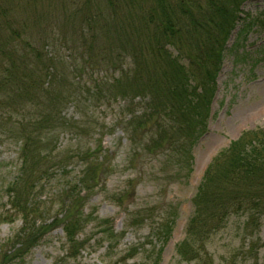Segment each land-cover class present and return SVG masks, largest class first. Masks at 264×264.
<instances>
[{
    "label": "trees",
    "instance_id": "obj_1",
    "mask_svg": "<svg viewBox=\"0 0 264 264\" xmlns=\"http://www.w3.org/2000/svg\"><path fill=\"white\" fill-rule=\"evenodd\" d=\"M25 1L30 6L0 0V140L15 135L22 143V177L10 184L8 195L11 210L23 223L13 236L16 254L7 256L0 250V264L26 257L52 229L36 225L49 209L34 193L52 170L64 169L67 160L77 158L49 147L50 135L61 127L80 128L64 120L67 102L80 109L89 101L127 100L125 129L133 158L139 153L141 159L151 156L162 164H175L188 180L193 149L208 132L228 41L241 25L233 48L242 62H248L259 49L248 50L241 42L254 28L264 31V0L257 14L243 10L255 0H82L73 10L71 0H46L44 8L36 6L38 0ZM96 72L105 75L89 85L80 82ZM89 158H82L86 167L81 176L55 201L65 209L69 252L80 249L77 236L84 225L85 196L106 172L104 162ZM128 192L120 194V205ZM192 207L186 237L177 246L182 261L214 264L206 244L235 217L244 218L248 238L260 231L264 127L243 132L213 160ZM154 211L143 208L137 213L143 223L154 219ZM177 215L174 211L153 227L165 242Z\"/></svg>",
    "mask_w": 264,
    "mask_h": 264
},
{
    "label": "rangeland",
    "instance_id": "obj_2",
    "mask_svg": "<svg viewBox=\"0 0 264 264\" xmlns=\"http://www.w3.org/2000/svg\"><path fill=\"white\" fill-rule=\"evenodd\" d=\"M14 1L15 7L30 6L25 0ZM80 1L71 0L70 9ZM47 4L46 0H38L36 6L44 8ZM262 8L261 0L243 6L244 14H257ZM240 28L241 25L228 41L208 132L193 149V172L188 180L175 164H162L151 156L141 159L139 153L133 158L125 129L129 118L127 100L117 99L110 104L89 101L78 105L80 109L67 102L62 116L69 125L80 128L61 127L50 135L53 143L50 141L49 147L77 158L67 160L64 169L52 170L37 185L34 195L41 197L36 200L44 203L49 212L36 225L47 224L52 229L26 257H17L12 264H195L182 261L177 246L186 237V225L193 211L192 199L205 171L243 132L264 127V31L254 28L241 42L248 50L259 49L248 62H242L239 52L233 48ZM43 37L47 38L45 34ZM103 74L86 75L80 82L89 85L92 79ZM4 137L0 140V250L11 256L18 248L13 236L23 228V223L11 210L8 188L22 177V143L15 135ZM85 155L94 163L104 162L106 172L85 196L84 225L77 236L80 249L69 252L70 243L62 219L65 209L55 201L69 183L73 186V181L81 176L86 167L82 161ZM127 190L129 194L120 205L118 198ZM143 208L155 210L154 219L142 223L137 211ZM174 211L177 219L171 238L165 242L160 231L153 227ZM243 225L244 218L235 217L208 240L206 250L214 264H264V220L252 238L246 236ZM108 229L111 231L105 233ZM252 245L254 250L250 251ZM202 256L207 257L205 251Z\"/></svg>",
    "mask_w": 264,
    "mask_h": 264
}]
</instances>
